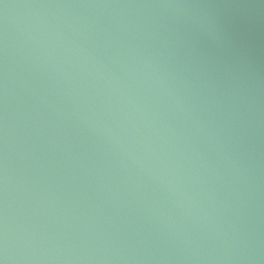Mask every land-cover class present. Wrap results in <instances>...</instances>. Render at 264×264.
Wrapping results in <instances>:
<instances>
[{
  "label": "water",
  "instance_id": "95a60500",
  "mask_svg": "<svg viewBox=\"0 0 264 264\" xmlns=\"http://www.w3.org/2000/svg\"><path fill=\"white\" fill-rule=\"evenodd\" d=\"M0 264H264V0H0Z\"/></svg>",
  "mask_w": 264,
  "mask_h": 264
}]
</instances>
